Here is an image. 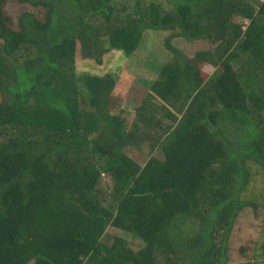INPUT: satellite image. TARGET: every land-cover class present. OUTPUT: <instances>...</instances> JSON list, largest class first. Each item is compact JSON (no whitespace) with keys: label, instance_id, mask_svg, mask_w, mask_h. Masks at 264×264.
I'll return each instance as SVG.
<instances>
[{"label":"trees","instance_id":"trees-1","mask_svg":"<svg viewBox=\"0 0 264 264\" xmlns=\"http://www.w3.org/2000/svg\"><path fill=\"white\" fill-rule=\"evenodd\" d=\"M19 1L43 13L13 28L0 0V264H228L234 221L258 210L247 162L264 173V0ZM165 30L170 59L131 110L114 72L76 71Z\"/></svg>","mask_w":264,"mask_h":264},{"label":"rangeland","instance_id":"rangeland-1","mask_svg":"<svg viewBox=\"0 0 264 264\" xmlns=\"http://www.w3.org/2000/svg\"><path fill=\"white\" fill-rule=\"evenodd\" d=\"M262 0H249L251 4L257 6ZM33 6L20 2L19 0H7L5 11L12 17V27H16V18L25 11H33L37 15L42 14L41 10L32 8ZM244 26L247 21L237 18ZM174 34L172 31H148L142 34V39L137 50L129 57H125L118 51H110L102 56V63L96 64L93 59H78L76 61V71L89 74H103L114 72L116 74V86L113 92L115 98V109L118 110L121 104L128 110H131L136 101L124 100L122 98L128 92L129 88L144 91L155 79L157 67L170 59L169 52L165 49L164 40L166 37ZM171 43L177 49L191 56L199 49L209 48L204 41H186L180 37L172 36ZM209 65L204 70L207 74L212 71ZM135 94V92L133 93ZM137 100V99H136ZM264 122V112L262 114ZM133 117L130 111L129 118ZM256 121V119H255ZM249 168L248 184L242 194V199L258 205V210L252 208L244 209L234 221L232 230L227 239V258L228 264H264L262 261H253L254 254L258 244L264 241V210L261 209L264 202V173L261 169L251 162H247ZM110 180L107 175L101 178L102 189L107 190ZM219 232L218 235H220ZM115 237L126 239L132 248L136 249L141 245L138 239L131 237L127 232L108 228L104 234L105 242H110ZM219 239V238H218ZM241 249L243 251L241 252Z\"/></svg>","mask_w":264,"mask_h":264}]
</instances>
